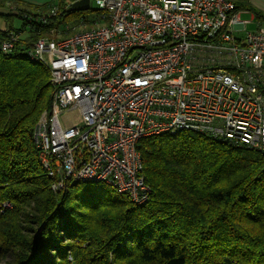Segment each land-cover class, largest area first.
Masks as SVG:
<instances>
[{
    "label": "trees",
    "instance_id": "trees-1",
    "mask_svg": "<svg viewBox=\"0 0 264 264\" xmlns=\"http://www.w3.org/2000/svg\"><path fill=\"white\" fill-rule=\"evenodd\" d=\"M74 1L31 12L0 0V18H16L21 22L15 31H28L17 50L0 49V259L264 264V154L229 140L187 131L142 139L138 151L148 192L141 203L102 182H70L52 191L33 128L49 109L53 90L47 67L27 51L38 38L67 37L96 22L90 11L68 12ZM234 2L236 10L264 20L247 0ZM54 7L58 14L48 16ZM8 34L0 29V42Z\"/></svg>",
    "mask_w": 264,
    "mask_h": 264
},
{
    "label": "built area",
    "instance_id": "built-area-1",
    "mask_svg": "<svg viewBox=\"0 0 264 264\" xmlns=\"http://www.w3.org/2000/svg\"><path fill=\"white\" fill-rule=\"evenodd\" d=\"M88 1L91 27L38 38L27 51L53 90L33 130L52 191L102 182L143 202L138 145L161 134L198 133L264 154V26L248 32L234 0ZM7 31L0 49L12 53L23 41Z\"/></svg>",
    "mask_w": 264,
    "mask_h": 264
},
{
    "label": "crops",
    "instance_id": "crops-1",
    "mask_svg": "<svg viewBox=\"0 0 264 264\" xmlns=\"http://www.w3.org/2000/svg\"><path fill=\"white\" fill-rule=\"evenodd\" d=\"M247 1L250 3V5L256 11L264 14V0H247ZM10 2H11L12 5L16 4L20 8H24V5H27L28 6L27 7L28 11L35 12L37 9L42 8L45 5H50L52 3H55V0H10ZM38 6H41V7H38ZM241 10H246V11L250 12L249 10H247L245 8H241ZM241 10H239V11H241ZM18 27H13V25L10 23L8 28H3L1 30H5V29H7V30L8 29L15 30ZM18 33L20 34L21 41H23V43H25V41H26V39L28 37V31L25 29L23 31H18Z\"/></svg>",
    "mask_w": 264,
    "mask_h": 264
},
{
    "label": "rangeland",
    "instance_id": "rangeland-1",
    "mask_svg": "<svg viewBox=\"0 0 264 264\" xmlns=\"http://www.w3.org/2000/svg\"><path fill=\"white\" fill-rule=\"evenodd\" d=\"M55 3H57V0H55ZM55 3H52L50 5H53V4L55 5ZM38 7H41V6H38ZM93 7H94V4H93V2H91V8L93 9ZM89 13H90V15L92 17L94 16L93 14H91V12H89ZM239 18H240L241 21L250 22L246 26V30L248 32L249 31H254L256 29L257 25L264 26V20L263 19H259V18L255 17V15H253V13L248 12L246 10H241L240 11ZM9 24L10 23L6 22L4 18H0V29L8 28ZM11 24L13 25V27H18L19 24H20V21L18 19L14 18V19L11 20ZM83 28H85V27H83ZM5 30H7V29H5ZM71 116H74V115H71ZM40 117H41V115H40ZM40 117L38 118L37 123H38ZM37 123H36V125H37ZM34 128H33V130H34ZM38 161H39L40 166L43 168V166H42L43 164H42V161H41L40 158H38ZM47 168H48V166H47ZM0 264H7V262H5L3 259H0Z\"/></svg>",
    "mask_w": 264,
    "mask_h": 264
},
{
    "label": "water",
    "instance_id": "water-1",
    "mask_svg": "<svg viewBox=\"0 0 264 264\" xmlns=\"http://www.w3.org/2000/svg\"><path fill=\"white\" fill-rule=\"evenodd\" d=\"M89 10V1L88 0H79L72 3L67 11L68 12H83Z\"/></svg>",
    "mask_w": 264,
    "mask_h": 264
}]
</instances>
